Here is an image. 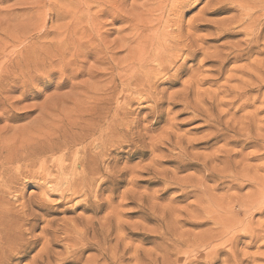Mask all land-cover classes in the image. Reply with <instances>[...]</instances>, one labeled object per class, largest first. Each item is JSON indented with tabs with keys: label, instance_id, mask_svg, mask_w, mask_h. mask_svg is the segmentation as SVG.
I'll return each instance as SVG.
<instances>
[{
	"label": "rangeland",
	"instance_id": "rangeland-1",
	"mask_svg": "<svg viewBox=\"0 0 264 264\" xmlns=\"http://www.w3.org/2000/svg\"><path fill=\"white\" fill-rule=\"evenodd\" d=\"M0 79V264H264V0H0Z\"/></svg>",
	"mask_w": 264,
	"mask_h": 264
},
{
	"label": "bare ground",
	"instance_id": "bare-ground-1",
	"mask_svg": "<svg viewBox=\"0 0 264 264\" xmlns=\"http://www.w3.org/2000/svg\"><path fill=\"white\" fill-rule=\"evenodd\" d=\"M241 1V0H240ZM248 25H250V24H248ZM248 27V26H247ZM252 27V26H251ZM250 27V28H251ZM246 28V27H245ZM247 29V28H246ZM253 33V32H252ZM255 33H256V31H255ZM258 34V33H257ZM259 37V36H258ZM260 40V39H259ZM258 40V38H257V40H256V42L257 41H259ZM254 41V40H253ZM164 43L165 42H161V44H159L158 45V49H160V50H166V47H164L165 45H164ZM252 43V42H251ZM255 43V42H254ZM157 44V43H156ZM166 45H167V43H165ZM257 44V43H256ZM170 46V45H169ZM167 47H168V45H167ZM191 49V48H190ZM249 50L245 53L246 55H248V54H250V52H251V48L249 47L248 48ZM151 50V49H150ZM189 50V49H188ZM159 51V50H158ZM190 52V51H189ZM149 54V53H148ZM195 55V54H194ZM244 54H237V55H235L233 58H235V59H240V57L242 58V56H243ZM252 55V54H251ZM151 56V55H150ZM149 56V57H150ZM224 56V54H222V53H220V54H218L215 58H216V61L217 62H219V68H218V71H219V73H221V74H223V70H224V66H225V64L227 63L226 61L227 60H229V55L227 54L226 55V57H223ZM142 57H144L143 55H142ZM146 60H147V58H146ZM173 60V59H172ZM171 60V58H167V59H164V58H157L156 59V61H157V66H158V68L156 69V70H154L152 67H149V68H151L152 70H154V71H156V73H157V70L159 71V70H161L162 71V73L163 72H167L168 73V71L171 69V66H172V64L170 65V63H169V61H172ZM177 60V59H176ZM187 60V59H186ZM186 60L184 61V63L186 62ZM138 61H140V60H138ZM145 61V60H144ZM154 61V60H153ZM175 60H173L172 61V63H174L175 64ZM141 63V62H140ZM143 63V62H142ZM141 63V64H142ZM150 63H152L151 61H150ZM183 63V62H182ZM153 64V63H152ZM151 64V66H153ZM176 65H178V64H176ZM180 65H181V63H180ZM155 66V65H154ZM153 66V67H154ZM182 66H185V64L184 65H182ZM142 67V66H141ZM156 67V66H155ZM177 67V66H176ZM182 68L183 67H179L178 66V69L177 70H175L176 72L174 73V74H172L171 75V77L169 78V80L170 79H172V84H175L176 83V80L178 81V79H176L177 77H178V75L177 74H179L180 72H182ZM184 69V68H183ZM146 72L148 71V70H146V69H144ZM144 71V72H145ZM150 71V70H149ZM153 72V71H152ZM242 72V71H241ZM254 72V71H253ZM149 73H151V72H149ZM148 73V74H149ZM158 73H160V72H158ZM146 74V73H145ZM147 75V74H146ZM149 76V75H148ZM148 76H146V77H148ZM199 76V75H198ZM196 77V76H195ZM193 78V77H192ZM0 80H2V79H0ZM4 80V79H3ZM2 80V81H3ZM196 80V79H195ZM203 80V79H202ZM205 81V80H204ZM244 81H246V80H244ZM259 83V82H258ZM5 87V86H4ZM243 89V90H242ZM241 90H238V91H235L236 92V94L237 95H241L240 97H242V95H244L245 93H247V90H248V85H246L245 87H243ZM3 91V90H2ZM235 94V95H236ZM246 95V94H245ZM179 96V95H178ZM237 97V96H236ZM189 98V93H187V92H184L183 93V95H182V101L183 102H185V100H187ZM242 99V98H241ZM248 100V99H247ZM212 102H213V100H212ZM227 103V102H226ZM229 103V102H228ZM250 102H248V104H249ZM212 104V103H211ZM231 104V103H230ZM218 105V104H217ZM232 105V104H231ZM245 105H247V104H245ZM187 106H189V104L187 103ZM242 106H243V104H242ZM213 108V106L212 105H208L207 106V108H202L198 103L197 104H195L194 106H193V109L195 110V111H203L204 113H205V115L208 117L207 119H208V121L209 122H212V125H214L215 123H218V124H222V119H223V115L221 114V113H219V114H213L214 112H212V109ZM236 108V107H235ZM232 109V108H231ZM211 110V111H210ZM194 111V112H195ZM251 118V117H250ZM231 119V118H230ZM230 122V121H229ZM227 124H228V122H227ZM208 125H209V123H208ZM216 125V124H215ZM214 125V127H216V126H218V125H216L215 126ZM221 126V125H220ZM219 127V126H218ZM227 127V126H226ZM235 127V126H234ZM212 128V127H211ZM237 128V127H236ZM216 129H218V128H216ZM222 129V128H221ZM227 129V128H226ZM88 132V131H87ZM220 132H221V134H220ZM236 132V131H235ZM241 132V131H240ZM222 136V131H219V133H217V132H215V134L213 135V138H214V136L215 137H218L219 138V136L220 135ZM225 134L226 133H224V136H225ZM249 134V133H248ZM248 136H250V135H248ZM81 138V137H80ZM85 139V138H84ZM82 141V140H81ZM66 143V142H65ZM254 143V142H253ZM258 143V142H257ZM256 144V143H255ZM50 146V145H49ZM56 146L57 147H61V146H58L57 144H56ZM62 149H63V147H62ZM61 148H60V150H62ZM38 150H40V149H38ZM54 154H55V152H54ZM53 154V155H54ZM26 155V154H25ZM70 154H68V155H65V152H63L62 153V157H66V156H69ZM76 156V155H75ZM14 159H16V158H18V159H20V157L21 156H12ZM219 157V156H218ZM218 157H215V158H218ZM23 158V157H22ZM78 158H79V156H78V154H77V156L75 157V163H73L72 164V167H71V169L69 170V171H66L65 170V168H62V170H61V173L63 174V179L59 182L60 184L61 183H63V184H65V185H67V187H66V189H64L63 191H61V197H65V195H66V193H68L67 195H69L70 197H72L73 195H79L78 193H82V192H84V194L88 197V190H87V188L89 187L88 186V184H89V182H88V173L87 174H85V171H87L88 169H86L85 167H86V165H87V162H86V156H83V158L80 160L81 162H80V164L79 163H77V160H78ZM220 159H221V157H219ZM218 158V159H219ZM27 159V158H26ZM28 160H30V159H28ZM233 160H231L230 159V157H228V159L226 160V162H232ZM241 162H242V160H241ZM31 163V162H30ZM236 163V162H235ZM79 164V165H78ZM189 164V163H188ZM242 164H244V162L242 163ZM190 165H195V163H190ZM81 167V168H83V170L81 171V173H77V167ZM242 167H244V166H242ZM226 168L227 169H230V170H232L233 171V165L231 164V163H228L227 165H226ZM237 169V168H236ZM236 171V170H235ZM247 171V170H246ZM88 172V171H87ZM237 172V171H236ZM238 175H241V176H243V177H247V174H245V172H243V173H237ZM91 181V180H90ZM53 188V187H52ZM61 189V186H60V188H59V190ZM96 204H93L92 202H91V205H90V207L93 209V206H94V212L95 213H97L98 212V208L100 207V205H97V202H95ZM89 206V205H88ZM85 208V207H84ZM89 208V207H88ZM95 221V220H94ZM92 224H93V222H92ZM85 225V224H84ZM86 226H87V232H93V237H95L96 236V230L94 229V228H92V227H89L88 226V222H87V224H86ZM234 232V231H233ZM76 235V234H75ZM78 235V234H77ZM82 236V235H81ZM231 237V236H230ZM81 238V237H80ZM66 239L67 240H72V237L71 236H68V237H66ZM105 240L107 241V238H103L102 240H100V241H98V248L100 249V251H101V257H102V259L103 258H105L106 256H108V255H106V251H105V248H103V244H101V242H105ZM212 240V238L209 240V239H204V240H202V243H200V245L199 246H207V245H209L210 246V241ZM222 240V239H221ZM213 249V248H212ZM215 249H216V247H215ZM218 250V249H217ZM118 251V250H117ZM218 252V251H217ZM219 253V252H218ZM113 255H115V259L114 260H111L112 261V263H117V262H120V261H122V259H123V255L122 256H117V254L116 253H113ZM71 256V255H70ZM89 261V260H88ZM86 262V264H95L96 262H98V258L94 261V262ZM106 262H107V259H106ZM97 264V263H96ZM105 264V263H104Z\"/></svg>",
	"mask_w": 264,
	"mask_h": 264
}]
</instances>
